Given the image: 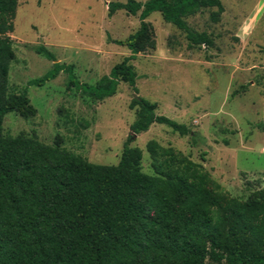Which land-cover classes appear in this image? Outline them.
<instances>
[{"label": "trees", "instance_id": "trees-1", "mask_svg": "<svg viewBox=\"0 0 264 264\" xmlns=\"http://www.w3.org/2000/svg\"><path fill=\"white\" fill-rule=\"evenodd\" d=\"M18 5L19 0H0V264H264V188L245 200L211 189L212 178L201 164L154 139L147 143L154 168L148 173L142 166L143 150L131 145L154 123L181 135L193 132L157 113V103L139 95L130 61L145 50V19L159 11L195 44L211 45L210 36L191 29L186 18L217 7L211 16L218 22L225 10L222 1H111L110 14L141 11V24L126 39L116 40L131 55L95 84L81 83L72 73L74 66L59 62L45 45L36 47L54 64L28 85L43 86L66 71L69 86L95 99L113 96L121 80L133 88L136 119L115 165L89 161L36 135L4 133L7 113L28 105L29 116L33 108L27 92L8 94L15 59L8 32Z\"/></svg>", "mask_w": 264, "mask_h": 264}, {"label": "rangeland", "instance_id": "rangeland-1", "mask_svg": "<svg viewBox=\"0 0 264 264\" xmlns=\"http://www.w3.org/2000/svg\"><path fill=\"white\" fill-rule=\"evenodd\" d=\"M111 1L128 0H19L8 32L15 51L8 94L27 92L33 108L29 116L28 105L7 113L6 135H36L95 163L119 162L136 119V108L131 107L135 91L128 82L121 80L117 92L103 100L69 86L66 71L43 86L28 85L54 64L36 51L38 45L74 66L72 73L89 84L131 55L130 48L116 40L140 28L141 11L110 14ZM221 1L225 10L218 22L211 16L217 7L186 18L191 29L210 36L211 45L195 44L159 11L145 19V50L130 61L139 95L156 102L157 113L185 123L193 132L181 135L154 123L131 145L143 150L145 172L154 173L147 149L154 139L201 164L212 178L211 189L245 200L264 188V0Z\"/></svg>", "mask_w": 264, "mask_h": 264}, {"label": "water", "instance_id": "water-1", "mask_svg": "<svg viewBox=\"0 0 264 264\" xmlns=\"http://www.w3.org/2000/svg\"><path fill=\"white\" fill-rule=\"evenodd\" d=\"M135 96H137V95L135 94Z\"/></svg>", "mask_w": 264, "mask_h": 264}]
</instances>
